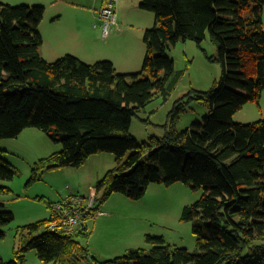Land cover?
Masks as SVG:
<instances>
[{
    "label": "trees",
    "instance_id": "16d2710c",
    "mask_svg": "<svg viewBox=\"0 0 264 264\" xmlns=\"http://www.w3.org/2000/svg\"><path fill=\"white\" fill-rule=\"evenodd\" d=\"M263 5L264 0H140L155 15L142 37L141 72L118 73L110 60L88 63L69 53L46 60L37 30L44 7L0 0V140L35 127L61 143L60 150L33 163L29 182L46 170L80 167L94 153L115 156V165L94 185L90 204L91 191L48 203L47 218L17 227L14 259L0 257V264H23L29 250L43 263L79 264L89 253L79 241L90 236L85 223L112 193L139 199L150 183L177 181L202 188L181 212L195 249L147 236L150 248L130 247L101 264H264V117L232 119L248 102L258 104L264 89ZM206 33L216 48L207 58L220 64L219 79L174 100L162 136L137 142L130 133L132 117L156 95H169L183 75L165 50L186 39L200 47ZM192 102L204 105L207 114L177 130ZM3 152L0 179L8 181L18 170ZM9 192L0 186V193ZM76 206L80 220L70 229L66 213ZM12 220L0 205V225Z\"/></svg>",
    "mask_w": 264,
    "mask_h": 264
},
{
    "label": "rangeland",
    "instance_id": "374dc122",
    "mask_svg": "<svg viewBox=\"0 0 264 264\" xmlns=\"http://www.w3.org/2000/svg\"><path fill=\"white\" fill-rule=\"evenodd\" d=\"M3 1V0H1ZM12 5H42L43 16L37 30L42 37L39 53L48 61L69 53L79 59L93 63L110 60L118 73L141 72L145 45L142 37L146 29L154 26L152 11L139 6L140 0H4ZM111 5L114 20L103 32L100 10ZM254 4L251 3L249 7ZM244 14H247L245 10ZM264 30V5L261 13ZM186 39L170 45L165 53L173 60L175 70L183 75L169 95H156L131 119L130 133L137 142L149 137H160L162 125L174 100L190 88L206 90L219 79L221 66L210 61L216 48L208 33L200 42ZM232 119L237 122H251L264 117V89L259 103L248 102ZM207 114L204 105L192 102L176 122L177 130L201 121ZM0 148L3 157L17 170L11 180H1L0 186L10 188L9 193H0L2 209L13 214V220L0 225L4 236L0 238V257L7 261L14 259L13 249L18 246L15 230L18 226L47 218L50 214L48 203L71 195L89 196L94 185L104 173L115 165L112 152L101 151L90 155L80 167L64 166L43 172L37 181L29 182L30 169L35 161L61 149V143L50 140L44 132L35 128H24L17 136L2 138ZM202 188H191L177 181L168 185L150 183L139 199L112 193L102 204L101 212L86 221L90 236L79 239L87 245L89 253L79 264H101L124 253L127 248L148 249L152 243L147 236H160L165 243L195 249V236L190 222L181 220L184 205L196 201ZM23 264L43 263L35 250L24 254ZM61 264H70L63 262Z\"/></svg>",
    "mask_w": 264,
    "mask_h": 264
},
{
    "label": "built area",
    "instance_id": "2783aa9c",
    "mask_svg": "<svg viewBox=\"0 0 264 264\" xmlns=\"http://www.w3.org/2000/svg\"><path fill=\"white\" fill-rule=\"evenodd\" d=\"M112 6L111 5H105L101 10H100V17L103 19V32H107V29H109L108 23H112L114 20V12L112 11ZM92 196H93V191L90 193V198L88 201V204L91 203L92 201ZM70 201L76 202L73 197L69 199ZM56 209L59 207V205L54 206ZM80 209L79 206L73 207L69 209V211L66 213L68 215V226L70 229H73L76 224L79 222V217H80Z\"/></svg>",
    "mask_w": 264,
    "mask_h": 264
},
{
    "label": "crops",
    "instance_id": "0c3cea01",
    "mask_svg": "<svg viewBox=\"0 0 264 264\" xmlns=\"http://www.w3.org/2000/svg\"><path fill=\"white\" fill-rule=\"evenodd\" d=\"M3 1H4V0H3ZM44 57H45V56H44ZM44 57H43V58H44ZM240 111H241V110H239L237 113H239ZM235 115H236V113H235Z\"/></svg>",
    "mask_w": 264,
    "mask_h": 264
}]
</instances>
